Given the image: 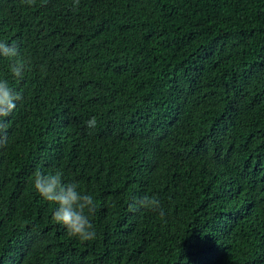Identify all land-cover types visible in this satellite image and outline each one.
I'll list each match as a JSON object with an SVG mask.
<instances>
[{
  "label": "trees",
  "instance_id": "obj_1",
  "mask_svg": "<svg viewBox=\"0 0 264 264\" xmlns=\"http://www.w3.org/2000/svg\"><path fill=\"white\" fill-rule=\"evenodd\" d=\"M0 41L29 62L0 57V264H264V0H0ZM37 170L93 196V240Z\"/></svg>",
  "mask_w": 264,
  "mask_h": 264
},
{
  "label": "clouds",
  "instance_id": "obj_2",
  "mask_svg": "<svg viewBox=\"0 0 264 264\" xmlns=\"http://www.w3.org/2000/svg\"><path fill=\"white\" fill-rule=\"evenodd\" d=\"M33 5L35 0H26ZM80 0H73V7L78 8ZM0 57L10 61L8 67L11 76L22 79L29 62L20 56L15 45L0 41ZM22 100V94L10 86L8 79H0V136L6 138L9 117L16 108L17 102ZM88 128L96 127V117H91L87 122ZM33 189L43 201L55 205L52 220L62 226L70 238L81 242L95 238V228L90 215L95 212L94 198L92 195L82 192L76 182L64 183L62 173H44L39 170L33 173ZM137 208L157 210L161 217L164 216L160 208V202L156 197L144 196L133 199L129 204L131 211Z\"/></svg>",
  "mask_w": 264,
  "mask_h": 264
}]
</instances>
